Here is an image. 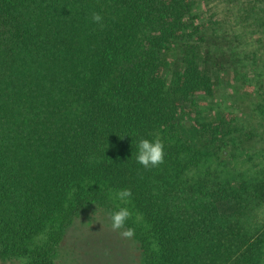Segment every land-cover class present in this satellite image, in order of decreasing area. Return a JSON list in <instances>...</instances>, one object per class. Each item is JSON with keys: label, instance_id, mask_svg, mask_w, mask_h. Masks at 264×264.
Returning a JSON list of instances; mask_svg holds the SVG:
<instances>
[{"label": "trees", "instance_id": "1", "mask_svg": "<svg viewBox=\"0 0 264 264\" xmlns=\"http://www.w3.org/2000/svg\"><path fill=\"white\" fill-rule=\"evenodd\" d=\"M196 3L0 0V264H65L71 224L123 189L139 264H264V166L222 169L229 122L196 109L236 67Z\"/></svg>", "mask_w": 264, "mask_h": 264}, {"label": "rangeland", "instance_id": "2", "mask_svg": "<svg viewBox=\"0 0 264 264\" xmlns=\"http://www.w3.org/2000/svg\"><path fill=\"white\" fill-rule=\"evenodd\" d=\"M196 5L200 24L211 29L206 32L219 39L216 42L236 66L228 80L219 82L216 98H197L196 109L201 117L217 114L215 117L229 122L226 125L234 140L224 147L221 168L234 165L240 173L250 175L264 166V0H197ZM184 122L181 119L179 126L186 138L188 133L181 128ZM107 205L116 210L122 201L114 199ZM106 209L90 207L71 224L60 243L62 262L90 264L98 256L102 259L99 264H139L137 241L123 235L125 228H112Z\"/></svg>", "mask_w": 264, "mask_h": 264}, {"label": "clouds", "instance_id": "3", "mask_svg": "<svg viewBox=\"0 0 264 264\" xmlns=\"http://www.w3.org/2000/svg\"><path fill=\"white\" fill-rule=\"evenodd\" d=\"M102 17L98 13H93L92 20L100 22ZM164 146L159 139L149 140L141 138L137 144L136 161L145 168L156 167L163 163ZM131 196V192L127 189L120 190L115 193V198L125 203ZM112 221V228L114 230L123 229L130 217V211L127 207H118L116 210L110 212ZM123 235L132 236L133 229L128 228Z\"/></svg>", "mask_w": 264, "mask_h": 264}]
</instances>
